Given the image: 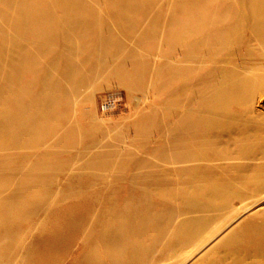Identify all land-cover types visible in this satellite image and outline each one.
I'll use <instances>...</instances> for the list:
<instances>
[{"label": "rangeland", "instance_id": "rangeland-1", "mask_svg": "<svg viewBox=\"0 0 264 264\" xmlns=\"http://www.w3.org/2000/svg\"><path fill=\"white\" fill-rule=\"evenodd\" d=\"M190 1L0 0V264H264V0Z\"/></svg>", "mask_w": 264, "mask_h": 264}, {"label": "bare ground", "instance_id": "bare-ground-1", "mask_svg": "<svg viewBox=\"0 0 264 264\" xmlns=\"http://www.w3.org/2000/svg\"><path fill=\"white\" fill-rule=\"evenodd\" d=\"M192 1V0H191ZM190 1V2H191ZM204 0H193V4H192V8L194 7L195 9H201L202 7L204 8V5H205V2H203ZM183 2H184V0H183ZM187 2V1H186ZM182 3V2H181ZM208 3V2H207ZM190 5H191V3H189ZM188 4V5H189ZM148 6H149V4H147ZM183 5H185V4H183ZM182 5V6H183ZM147 6V7H148ZM206 6H209V5H206ZM187 8V7H186ZM207 8V7H206ZM184 9V8H183ZM182 9V10H183ZM194 9V10H195ZM185 10V9H184ZM203 10V9H202ZM201 12V11H200ZM195 13V12H194ZM197 13H199V12H197ZM198 17V16H197ZM22 56H20V57H17V59H16V61H18V63H20L21 64V61H22V58H21ZM21 66L20 65H18V67H17V69L19 70V68H20ZM17 70V71H18ZM16 71V72H17Z\"/></svg>", "mask_w": 264, "mask_h": 264}]
</instances>
